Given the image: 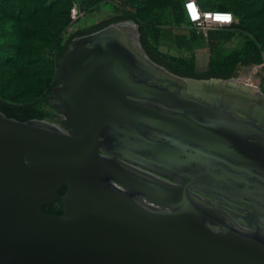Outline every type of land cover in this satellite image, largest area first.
<instances>
[{"label":"water","instance_id":"obj_1","mask_svg":"<svg viewBox=\"0 0 264 264\" xmlns=\"http://www.w3.org/2000/svg\"><path fill=\"white\" fill-rule=\"evenodd\" d=\"M126 22L135 23V35ZM138 26L125 20L76 37L59 60L65 78L53 93L71 108L65 112L70 134L48 119L21 121L0 110V264H264L263 241L207 223L189 181L158 185L101 155L102 130L141 123L189 143L181 152L188 171L193 163L215 162L264 174V132L231 114L264 124V108L250 103L251 83L243 84L238 70L228 79H199L154 66ZM137 59L164 72L175 89L136 79ZM238 67L244 73L253 65ZM135 99L157 100L179 112H160ZM256 177L264 189V176ZM117 183L164 210L138 202ZM57 200L64 204L62 214L44 210Z\"/></svg>","mask_w":264,"mask_h":264},{"label":"rangeland","instance_id":"obj_2","mask_svg":"<svg viewBox=\"0 0 264 264\" xmlns=\"http://www.w3.org/2000/svg\"><path fill=\"white\" fill-rule=\"evenodd\" d=\"M175 3L184 6L185 0H100L97 4L83 0H0V95L22 104L35 103L56 115L45 93L59 64L55 54L60 45L53 34L61 30L63 43L78 28L89 27L124 10L137 13L141 22L162 26L163 50L195 55L199 69H206L210 61L209 39L197 31L193 34L189 23H174ZM199 3L211 9L227 6L235 13L237 23L244 24L245 32L221 42L220 49L224 52L239 47L245 35H255L264 44V0H199ZM253 68L249 77L259 71L264 73V64ZM237 70L240 74L241 69ZM244 81L251 83L248 79ZM259 89L264 94V77Z\"/></svg>","mask_w":264,"mask_h":264},{"label":"flooded vegetation","instance_id":"obj_3","mask_svg":"<svg viewBox=\"0 0 264 264\" xmlns=\"http://www.w3.org/2000/svg\"><path fill=\"white\" fill-rule=\"evenodd\" d=\"M72 44L73 41L70 47ZM148 57L151 60L150 63L153 62L154 66L162 67L165 71L179 75L163 63L156 61L149 55ZM135 63L140 69L138 75L134 76L136 79L159 87L175 89L173 86L176 82L169 80L161 70L152 68V64L150 66L138 59L135 60ZM252 71L250 73L244 72L246 77L242 80V83L249 85L250 83H246L244 80L248 79L250 82L251 80H256V83L251 82L250 84L255 89L252 93L254 99L250 103L252 106L260 105L264 108V105L258 102L259 100L264 101V94H261L259 89L264 73L259 71L256 76L249 77V75H253ZM64 78V73L60 74L57 70L56 77L53 80L52 96L49 99L56 115L50 121L53 123L52 125L62 132L70 134L72 128L67 126L69 121L65 112H68L71 108L53 93L54 89L63 86L62 79ZM135 100L160 112H179V110L168 107L157 100ZM252 106L245 105V108L250 109ZM231 114L234 118L264 132V124L262 122L238 113ZM206 122L209 121L207 120ZM98 138L101 155L112 158L118 164L140 177L147 178L158 185H178L180 181H189V193L198 203L199 208L204 213L205 220L212 228L218 230L221 225L233 227L264 242V189L260 188L258 183L261 180L256 177V174L261 176H264V174H259V172L251 169L239 170L220 163L216 164L215 162L211 163L213 168L207 162L206 165L202 163L201 166L193 163L194 169L188 171L184 161L187 157L181 152L189 143L174 133H167L146 124L132 123L130 127H119L117 131L112 129L102 130ZM191 144L197 146V144ZM142 148L154 149L156 152L143 153ZM125 157L131 158L132 161H128ZM169 158L175 159L174 164L167 163ZM141 163L146 164L148 168L142 167ZM149 168L154 169L150 170ZM187 172H190L192 177L187 178ZM253 182H257V184L254 185L252 184ZM115 185L138 202L144 205H151L157 210H164L162 206L149 201L141 192L131 191L118 183ZM64 187L66 189V186ZM44 210L51 214H62L64 204L58 200L53 201L50 204H45Z\"/></svg>","mask_w":264,"mask_h":264},{"label":"trees","instance_id":"obj_4","mask_svg":"<svg viewBox=\"0 0 264 264\" xmlns=\"http://www.w3.org/2000/svg\"><path fill=\"white\" fill-rule=\"evenodd\" d=\"M99 1L100 0H83V3L89 2L97 4ZM200 5L204 9H211L206 8L202 4ZM211 10L232 11L229 7L224 5H219L218 8ZM173 11L174 23L177 25H187L189 21L184 6L180 3H175L173 4ZM125 20L134 21L139 25L140 41L147 54L181 76L199 79H228L233 76L239 65L248 66L264 64V44H262V42H260L255 35H245L241 45L227 53L220 49L222 41L231 40L235 33L246 31L244 24L241 22H235L229 27L214 29L209 32V36L207 38L209 39L208 48L210 61L206 69L200 70L198 67V60L195 55L183 56L163 50L161 37L164 29L162 26L151 21L141 22L139 20V15L131 10H124L120 14L103 19L89 27L78 28L76 31L70 33L68 38L63 43L61 30L53 34L55 42L60 45L59 50L55 54L56 61H59L64 53L70 48L71 42L74 38L98 31L114 22ZM195 31L196 30L194 29L193 34H195ZM55 77L56 76L52 77L47 86L45 93L48 97L52 96V86ZM0 110L7 116L21 121H27L34 118L51 120L55 115L35 103L22 104L9 101L1 95ZM64 191L65 187L60 190V193L62 194Z\"/></svg>","mask_w":264,"mask_h":264},{"label":"built area","instance_id":"obj_5","mask_svg":"<svg viewBox=\"0 0 264 264\" xmlns=\"http://www.w3.org/2000/svg\"><path fill=\"white\" fill-rule=\"evenodd\" d=\"M184 8L190 27L204 37H208L211 30L229 27L238 21L232 11L204 9L198 0H185Z\"/></svg>","mask_w":264,"mask_h":264},{"label":"bare ground","instance_id":"obj_6","mask_svg":"<svg viewBox=\"0 0 264 264\" xmlns=\"http://www.w3.org/2000/svg\"><path fill=\"white\" fill-rule=\"evenodd\" d=\"M130 21V20H129ZM124 27L126 28V30H128L129 33H131L132 35H135L136 33V25L135 23H132V22H126V23H123ZM136 39V38H134ZM135 46L140 49L139 47V43L138 41H135ZM252 69V68H251ZM251 69H248V70H251ZM242 80H243V77H242ZM212 82V81H211ZM211 82H207L210 86H212ZM245 86V85H244ZM247 87V86H246ZM252 89V88H251ZM49 125V124H48ZM52 127L56 128L54 125L50 124ZM58 129V128H56ZM60 130V129H58ZM120 189V188H119ZM121 190V189H120ZM146 206L150 207L151 205H148V204H145ZM151 209H154V210H157V208H153V206L150 207ZM238 230V229H237ZM241 231V230H239Z\"/></svg>","mask_w":264,"mask_h":264},{"label":"crops","instance_id":"obj_7","mask_svg":"<svg viewBox=\"0 0 264 264\" xmlns=\"http://www.w3.org/2000/svg\"><path fill=\"white\" fill-rule=\"evenodd\" d=\"M254 69H255V68H252L251 70H253V71H254ZM251 70H247V71H248V73H250L249 71H251ZM247 71H246V72H247ZM253 71H252V72H253ZM240 74H241V76H242V77H243V76H245L243 72H240ZM243 79H245V78H243Z\"/></svg>","mask_w":264,"mask_h":264},{"label":"snow or ice","instance_id":"obj_8","mask_svg":"<svg viewBox=\"0 0 264 264\" xmlns=\"http://www.w3.org/2000/svg\"><path fill=\"white\" fill-rule=\"evenodd\" d=\"M218 19H219V17H218ZM224 19H228V17H224Z\"/></svg>","mask_w":264,"mask_h":264}]
</instances>
